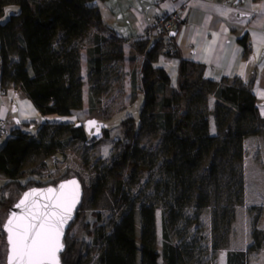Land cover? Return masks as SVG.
I'll list each match as a JSON object with an SVG mask.
<instances>
[{
    "label": "trees",
    "instance_id": "16d2710c",
    "mask_svg": "<svg viewBox=\"0 0 264 264\" xmlns=\"http://www.w3.org/2000/svg\"><path fill=\"white\" fill-rule=\"evenodd\" d=\"M9 4L17 5L18 10L9 13L8 17L0 22V90L4 91L9 83L16 84L41 115H70L82 104V81L76 77L80 47L90 27L102 28L100 11L92 4V0H15L12 3L0 0V15L4 14L5 6ZM158 38V41L163 39L159 36ZM97 41L87 50L88 74L93 75L103 72L104 56ZM240 42L247 51L245 37L241 38ZM15 47L18 54L11 59L9 52ZM154 49L152 46L145 52L143 66L139 70L140 80L144 84L139 124L135 127L133 118L127 116L126 134L115 138V142L121 143V150L109 170L114 171L115 180L118 182L115 196L124 208L119 214V219L112 221L109 232L103 224L93 226L90 233L91 250L97 252L95 264H158L160 257L161 264L199 263L201 256L208 251L215 256L217 250L225 247L228 241L234 218L233 205L213 209L211 245L208 247L201 242L203 236L198 235V216L207 203V195L198 196L197 206L189 215L185 208V202L188 200L186 193L177 195V192L180 187L193 186L194 182L190 177L209 154L210 171L215 173L216 163L222 175L225 174L224 170L227 171L229 182L242 181V140L258 130L255 125L256 98L252 92L254 73L247 83L235 79L232 83H221L215 90L217 113L227 114L233 111L236 114L235 121L232 126H228L226 135L220 138L210 134L207 116L199 115V122L194 125L191 136L186 134L191 114H177L179 109L187 108L191 94L182 77L178 80V87L173 88L167 73L162 68L151 66ZM169 53L177 55L175 50ZM133 59L131 56L129 62ZM130 68L131 83L134 86L135 69L133 66ZM182 68L183 63L180 70ZM148 83L150 85L146 86ZM193 94L198 96L201 92ZM135 99L133 106L136 104ZM152 104L157 106L156 123L144 121L142 118L143 112ZM132 105L119 112L133 108ZM89 120L95 122L93 130L100 127L99 137L94 136L91 129L88 131L85 123L62 120L41 121L30 118L20 122L19 127L11 129L10 135L0 146V172L7 176V180L0 184V208L7 209L8 205L29 187L54 184L71 176H76L81 181L76 170L67 168L57 179L39 185L34 178L27 176L24 167L31 156L47 155L58 149L69 148L78 141L94 144L101 137L108 136L109 128L105 125H110L111 120L101 123L96 122L94 117ZM144 128L150 131L160 128L163 132L161 144L164 153L168 154L175 148L176 158L167 163L168 172L165 179L157 182L151 196L142 200H129L120 190L122 174L118 169L124 166L130 155L133 139L128 136L129 132H140ZM45 162V159H42L40 165ZM41 166H37L35 171L39 172ZM106 182V176L95 180L93 201L99 198ZM83 191L85 192L84 187ZM10 198L13 199L10 201ZM138 202L139 205L136 206ZM159 204H162L160 251L155 245L156 208ZM81 207L82 202L75 219L81 214ZM257 220L258 217L252 223L251 244L246 250L228 251L227 264H248V253L262 247L264 233L256 227ZM193 224H196L197 228L192 234ZM0 238L5 240L1 226ZM64 244L61 264H82L75 255L77 242L67 232Z\"/></svg>",
    "mask_w": 264,
    "mask_h": 264
},
{
    "label": "crops",
    "instance_id": "0c3cea01",
    "mask_svg": "<svg viewBox=\"0 0 264 264\" xmlns=\"http://www.w3.org/2000/svg\"><path fill=\"white\" fill-rule=\"evenodd\" d=\"M92 4L100 11L102 28L90 27L80 47L77 73L82 81V101L88 85L87 50L97 40L109 50V58L105 63V59L102 61V66H133V69L138 66L140 70L145 52L155 47L151 66L162 68L173 88L178 87L182 77L190 93L201 92L213 102L221 83H232L235 79L247 83L254 73L252 92L256 98L258 130L242 140L244 202L236 206V211L242 210L244 222L238 227L236 215L226 246L218 249V264H227L228 251L246 250L252 240L247 207L255 202H249L250 199L263 205L259 227L264 229V0L252 4L247 0H92ZM171 10L180 14L173 29L177 55H171L165 41H158V36L149 32L153 20ZM243 37L247 51L240 42ZM131 56L134 59L130 63ZM68 116L41 115L19 86L9 83L4 91L0 90V117L7 122V130L0 133V146L10 130L24 120L65 121ZM226 117L231 124L236 114L229 111ZM4 175L0 172V184L7 180ZM157 224L156 218V229ZM254 255L256 258L249 264H264V244Z\"/></svg>",
    "mask_w": 264,
    "mask_h": 264
},
{
    "label": "rangeland",
    "instance_id": "374dc122",
    "mask_svg": "<svg viewBox=\"0 0 264 264\" xmlns=\"http://www.w3.org/2000/svg\"><path fill=\"white\" fill-rule=\"evenodd\" d=\"M14 1L5 0L6 3H12ZM17 10V5H6L4 14L0 15V22H3L9 13H15ZM12 42L14 43V40ZM101 51L105 63L107 61L106 59L109 58L107 56L109 50L107 47H101ZM17 54L16 47L9 52L11 59L15 58ZM136 67L138 66H135L134 86L131 83L132 69L130 66H103L102 73L94 75L88 74V85L84 88L85 92L81 106L75 109L68 117H64L67 122L82 123H85L92 117L99 123L101 121L111 120L110 125H105L109 128L107 137H101L94 144H85L78 141L69 148L58 149L47 155L39 154L31 156L24 167L27 176L34 178L39 185L57 179L67 168L76 170L80 174L81 182L85 188L81 214L73 221L67 230V234L77 242L75 255L82 264H95L97 252L91 250L92 238L90 233L93 226L95 224H103L107 232H109L112 221L119 219V214L124 208L116 199L115 193L117 192L118 182L115 180L114 171L109 170V167H111L114 158L121 150V143L115 142V138L122 137L126 134L127 126L125 125V118L131 116L134 120L135 127L139 124V110L143 103V96L137 101L138 97H135V95L139 96L138 94L142 92L144 84L139 77V68ZM76 77L78 78V73ZM149 85L150 83L146 86ZM190 94L191 97H189L190 101L187 108H182L177 111L178 115H182L185 112L191 114V118L186 126V134L193 136V127L199 122V115H206L209 133L220 138L224 137L227 133L228 126H232L233 122L229 124L226 114L217 113L215 102L207 95L202 93L198 96H195L193 93ZM134 99L136 104L133 106L132 102ZM130 105L133 108L119 112L121 109ZM156 115L157 106L152 104L143 112L142 118L144 121L156 123L158 121ZM92 128L90 131H93ZM162 135L163 132L160 128L156 131H150L144 128L140 132H129L128 136L133 139L129 151L130 155L124 166L118 169L122 174V187L120 190L124 192L129 200H135L137 198L142 200L146 196H151L157 182L165 179V175L168 172L167 163L176 158L175 148L168 154L164 153L161 144ZM210 155L201 161L198 168L192 173L190 178L194 182L193 186L190 188L180 187L177 192V195L186 193L188 200L185 202V208L189 215L193 213L197 206L198 196L200 194L207 195V203L198 216L200 227L198 235L203 236L201 242L204 246L208 247L211 245L212 211L214 208L228 204L233 205V220L236 219L237 215V226L244 222L243 213H241L242 210L238 208L239 212L236 211V206L244 202V180L229 182L227 171L224 170L225 174L222 175L218 171L219 168L216 163L214 164L215 173L212 170L210 171ZM42 159H45L46 162L41 166ZM217 163L219 164V162ZM37 166H41L39 172L35 171ZM221 168L223 167L221 166ZM103 176L107 178L105 188L99 195V198L93 201V184L98 177ZM11 199L13 198L9 200L11 201ZM249 202H255L251 205L249 203L247 207L249 234L252 238V223L256 217H258L256 227L264 233V229L259 227L263 205L251 199ZM138 205L139 202L136 203V206ZM161 209L162 204H159L156 208L158 224L155 240L156 248L159 251L161 250ZM5 217L6 209L0 208V226H2ZM233 220L231 222L229 236L233 229ZM196 228L197 225L193 224L191 227L192 234ZM239 234H241V231ZM217 252L215 256H212L211 251H208L201 256L199 263L192 264H218ZM256 252L252 251L248 253V264L250 260L256 258V255H254ZM5 255L6 242L3 238H0V264H5ZM161 263L162 259L160 257L158 264Z\"/></svg>",
    "mask_w": 264,
    "mask_h": 264
},
{
    "label": "snow or ice",
    "instance_id": "6c2138e0",
    "mask_svg": "<svg viewBox=\"0 0 264 264\" xmlns=\"http://www.w3.org/2000/svg\"><path fill=\"white\" fill-rule=\"evenodd\" d=\"M94 123V122H89ZM75 185V181L69 182ZM65 185H60L63 190ZM54 195L50 202L33 209L23 217L15 213L9 217L5 228L8 231V264H58V252L63 248L60 242L62 228L70 218L71 210L79 197L78 186L72 193L47 189ZM36 193L32 190L24 194V199L16 207L25 206L26 200ZM55 201V203H52ZM55 211H50V209Z\"/></svg>",
    "mask_w": 264,
    "mask_h": 264
},
{
    "label": "water",
    "instance_id": "95a60500",
    "mask_svg": "<svg viewBox=\"0 0 264 264\" xmlns=\"http://www.w3.org/2000/svg\"><path fill=\"white\" fill-rule=\"evenodd\" d=\"M175 33H176L175 31H172L171 35L174 36ZM89 122H94V121L87 120L85 122L86 129L88 131L95 125V122L94 123H89ZM92 133L94 136L99 137L100 136V127H95ZM71 181H75L76 182L75 185L70 184L69 182H71ZM62 184L65 185V188L63 190L60 189V185H62ZM82 185L83 184L79 180L78 177L71 176L68 178L61 179L54 184H47V185H42V186H32V187H29V188L23 190L22 193L16 198V200L13 203H11L10 205H8V207L6 209V217H5V219L2 223V226H1L3 231H4V234H5V242H6L5 264H8L7 257H8V249H9L8 231L5 228V225L7 224L9 217L12 216L13 213H15L19 217H23V216L27 215V213L32 211L33 209H39V210L43 211V209L40 208V206L48 204L50 202V198L54 195L53 193H48L46 191L49 188L54 189L55 192L58 194L60 191H64L65 193H72L76 190V188L78 186V190H79L78 200L75 203V206L71 210L70 218L67 219L66 223L64 224V226L62 228V234L60 236V242L63 245V248L60 252H58L57 256H58V264H61V253L65 249V244H64L65 234H66L69 226L71 225V223L75 220L76 212L78 210L79 205L82 202V198H83V194H84ZM32 190H36V193L34 195L30 196L28 198V200H26L25 206H22L19 208L16 207V205L19 204L22 199H24V194L30 193V192H32ZM52 203H55V201H52ZM50 211H55V209L54 208L50 209Z\"/></svg>",
    "mask_w": 264,
    "mask_h": 264
},
{
    "label": "built area",
    "instance_id": "2783aa9c",
    "mask_svg": "<svg viewBox=\"0 0 264 264\" xmlns=\"http://www.w3.org/2000/svg\"><path fill=\"white\" fill-rule=\"evenodd\" d=\"M247 1L252 4L256 0ZM179 21L180 14L176 10H171L155 18L149 29L151 35L163 38L169 52L175 50V42L171 32L173 31L175 24ZM5 130H7V122L3 117H0V133H3Z\"/></svg>",
    "mask_w": 264,
    "mask_h": 264
}]
</instances>
